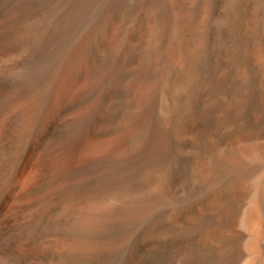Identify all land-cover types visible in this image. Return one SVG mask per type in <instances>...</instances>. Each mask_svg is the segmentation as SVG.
<instances>
[{
  "label": "bare ground",
  "instance_id": "6f19581e",
  "mask_svg": "<svg viewBox=\"0 0 264 264\" xmlns=\"http://www.w3.org/2000/svg\"><path fill=\"white\" fill-rule=\"evenodd\" d=\"M0 264H264V0H0Z\"/></svg>",
  "mask_w": 264,
  "mask_h": 264
},
{
  "label": "rangeland",
  "instance_id": "374dc122",
  "mask_svg": "<svg viewBox=\"0 0 264 264\" xmlns=\"http://www.w3.org/2000/svg\"><path fill=\"white\" fill-rule=\"evenodd\" d=\"M65 83V85H64ZM60 91V92H58ZM58 92V93H57ZM56 93V94H55ZM60 95V96H59ZM52 105L54 109L57 108V103L60 104L68 97V85L66 84V79L63 78L56 86L55 91L52 95ZM56 106V107H55Z\"/></svg>",
  "mask_w": 264,
  "mask_h": 264
}]
</instances>
